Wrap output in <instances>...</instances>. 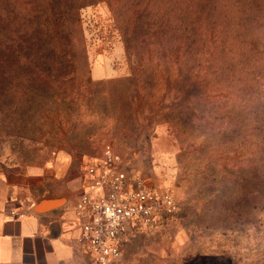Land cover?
<instances>
[{
  "label": "rangeland",
  "instance_id": "1",
  "mask_svg": "<svg viewBox=\"0 0 264 264\" xmlns=\"http://www.w3.org/2000/svg\"><path fill=\"white\" fill-rule=\"evenodd\" d=\"M49 1L56 8L60 0ZM151 1L124 10L108 0L77 8L75 0L77 9L35 32L30 20L22 42L17 33L14 47L36 54L31 80L47 78L50 87L23 96L14 85L0 107V196L26 206L47 190L74 195L84 160L110 142L179 205L174 217L134 230L114 264H264V189L241 181L255 139L207 137L215 124L196 105L192 59L177 41L151 35L144 22L166 0ZM8 62L12 73L22 70L14 54ZM77 248L67 264H92Z\"/></svg>",
  "mask_w": 264,
  "mask_h": 264
},
{
  "label": "trees",
  "instance_id": "2",
  "mask_svg": "<svg viewBox=\"0 0 264 264\" xmlns=\"http://www.w3.org/2000/svg\"><path fill=\"white\" fill-rule=\"evenodd\" d=\"M121 1L108 3L124 10L152 8L154 3L146 6L145 0H126L120 5ZM163 4L162 11L158 8L156 17L144 24L151 35L177 41L181 56L191 57L190 87L196 105L217 121H211L215 126L207 137H216L219 143L236 136L255 139L256 158L251 166L242 168L241 181L254 190L264 189V0H166ZM54 6L49 0H0V107L9 105L8 92L14 85L23 96L50 87L47 78L38 76L32 81L26 71L36 54L20 43L17 48L14 45L17 33L24 40L22 29L30 20L35 32L40 22L58 19L76 8L75 0H60ZM12 54L22 69L13 73L8 62ZM167 119L176 127L174 117Z\"/></svg>",
  "mask_w": 264,
  "mask_h": 264
},
{
  "label": "built area",
  "instance_id": "3",
  "mask_svg": "<svg viewBox=\"0 0 264 264\" xmlns=\"http://www.w3.org/2000/svg\"><path fill=\"white\" fill-rule=\"evenodd\" d=\"M81 192L73 205L76 242L92 264H114L137 228L161 223L179 212L168 188L151 185L130 170L112 143L82 163Z\"/></svg>",
  "mask_w": 264,
  "mask_h": 264
},
{
  "label": "crops",
  "instance_id": "4",
  "mask_svg": "<svg viewBox=\"0 0 264 264\" xmlns=\"http://www.w3.org/2000/svg\"><path fill=\"white\" fill-rule=\"evenodd\" d=\"M49 175V172H47ZM82 175L74 195L47 193L32 197L26 206L0 196V264H67L78 254L73 205L81 192ZM51 194L62 202L41 211L31 209L39 197Z\"/></svg>",
  "mask_w": 264,
  "mask_h": 264
},
{
  "label": "water",
  "instance_id": "5",
  "mask_svg": "<svg viewBox=\"0 0 264 264\" xmlns=\"http://www.w3.org/2000/svg\"><path fill=\"white\" fill-rule=\"evenodd\" d=\"M61 202L62 199H59L51 194H45L32 203L31 209L34 211H41L45 209L43 208V206H46V208H50L59 205Z\"/></svg>",
  "mask_w": 264,
  "mask_h": 264
}]
</instances>
